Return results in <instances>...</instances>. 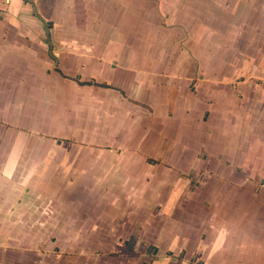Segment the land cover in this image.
Listing matches in <instances>:
<instances>
[{
  "label": "crops",
  "instance_id": "crops-1",
  "mask_svg": "<svg viewBox=\"0 0 264 264\" xmlns=\"http://www.w3.org/2000/svg\"><path fill=\"white\" fill-rule=\"evenodd\" d=\"M141 5L0 0V231L45 228L32 204L82 174L90 190L72 199L83 207L57 219L88 233L70 244L118 236L131 248L83 262L264 264L252 253L264 248V0L187 23L142 18ZM180 213L174 239L168 221ZM11 241H0V264H29L5 253Z\"/></svg>",
  "mask_w": 264,
  "mask_h": 264
},
{
  "label": "rangeland",
  "instance_id": "rangeland-1",
  "mask_svg": "<svg viewBox=\"0 0 264 264\" xmlns=\"http://www.w3.org/2000/svg\"><path fill=\"white\" fill-rule=\"evenodd\" d=\"M161 2L162 3L160 4L158 0H142L140 10L142 18H181V20L184 19L187 23L188 18L195 21L198 20V18H232L234 15V11L239 8V6H229L231 5L232 0H220V7L210 5V7L212 8H208V6L199 7L202 4H198L196 3L197 1L194 2V0H181L183 4L175 6V9L171 5H166L167 0H162ZM171 13H174V15L171 16ZM138 15L139 13L137 12V18ZM125 18H133L132 9L131 11L127 9ZM179 23L181 22L179 21ZM184 41L185 39L180 42L181 47L184 45ZM72 175L73 180L69 183H66V185L61 183L59 188L57 189V193L54 194L55 196L52 195V191L50 192V195L46 190L47 197H45V199H42L40 197V203L38 201V198L36 199L35 203H33L34 199L32 200V205H40V209H38L41 211L40 220H45V228L39 229L38 221L37 219H35V221L31 220L29 225L26 224L25 226H22V224H20L19 227H15L14 229H1L0 241H6V237L13 240L9 245L10 249L5 248L6 254H13L15 256H28L29 264H90L89 262H83L80 256L85 255V253H89L88 256L108 253L118 254L119 251L127 252L128 249H131L130 246H121L120 244L122 239H119L118 236L114 237L113 239V242L115 244L114 246H104L103 248L96 245L90 247L83 246L81 248V246H73L70 244L75 238H77V236L81 238L87 232L71 230V228H68V226L71 225L69 223H65L69 225H65V227H63L64 225H61L63 223L62 222L59 226V222L57 221V219L60 213H66L67 211L69 213V210H77V207L75 205L82 203V201L80 200L72 199V196L75 193H84L86 190H90V187L85 185V181H83L84 176L82 174ZM193 185L195 184H191V187ZM42 200L44 201L42 202ZM90 200L91 199L88 198V201ZM123 201L124 200L122 199L115 198L110 200V204L113 205V208L121 209L123 207ZM230 214L234 215L235 212L229 211L224 213L226 217H229ZM55 216L56 220H54ZM183 216L185 215H182L181 213L180 215L176 214L171 221H168L169 227L174 230V239L182 238L183 224L186 221ZM107 233V231L91 232L90 238H95V236H93L94 234H97V238H99L102 235H106ZM220 233L221 230L219 229L217 235H219ZM146 235L148 239H154L158 242H161L163 240L161 231L147 232ZM144 237H146L145 233ZM133 240L134 237H131L127 242L129 244H132ZM166 240L171 239H165L163 241ZM173 242L175 241L173 240ZM140 250H147V254L150 255L153 254L154 247H148L144 245L143 248H140ZM252 253L254 255H261L264 253V248L259 246V249H254ZM253 258H255V256H253Z\"/></svg>",
  "mask_w": 264,
  "mask_h": 264
}]
</instances>
